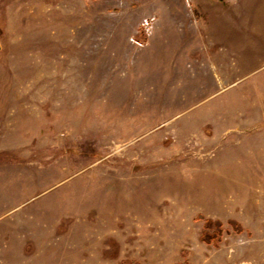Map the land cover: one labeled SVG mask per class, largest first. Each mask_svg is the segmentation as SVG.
<instances>
[{"label":"rangeland","instance_id":"rangeland-1","mask_svg":"<svg viewBox=\"0 0 264 264\" xmlns=\"http://www.w3.org/2000/svg\"><path fill=\"white\" fill-rule=\"evenodd\" d=\"M183 260L264 264V0H0V264Z\"/></svg>","mask_w":264,"mask_h":264},{"label":"trees","instance_id":"trees-1","mask_svg":"<svg viewBox=\"0 0 264 264\" xmlns=\"http://www.w3.org/2000/svg\"><path fill=\"white\" fill-rule=\"evenodd\" d=\"M199 219L203 218L201 215L197 216ZM232 231L239 233L241 231V227L237 222H232ZM203 232L201 234L202 239L207 244H212L214 246H217L220 242V239L222 237V229L220 224H216L211 219H204L203 223ZM211 228H213L211 230ZM228 232V230L226 231ZM182 264H188L186 260H183Z\"/></svg>","mask_w":264,"mask_h":264}]
</instances>
